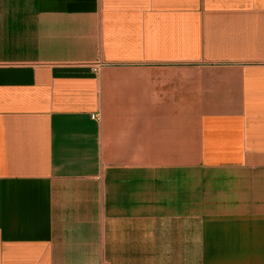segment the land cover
Returning <instances> with one entry per match:
<instances>
[{
  "label": "crops",
  "instance_id": "0c3cea01",
  "mask_svg": "<svg viewBox=\"0 0 264 264\" xmlns=\"http://www.w3.org/2000/svg\"><path fill=\"white\" fill-rule=\"evenodd\" d=\"M0 264H264V0H0Z\"/></svg>",
  "mask_w": 264,
  "mask_h": 264
},
{
  "label": "built area",
  "instance_id": "2783aa9c",
  "mask_svg": "<svg viewBox=\"0 0 264 264\" xmlns=\"http://www.w3.org/2000/svg\"><path fill=\"white\" fill-rule=\"evenodd\" d=\"M93 118L94 119H97V120H100V117L99 116H94Z\"/></svg>",
  "mask_w": 264,
  "mask_h": 264
}]
</instances>
